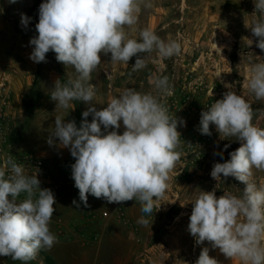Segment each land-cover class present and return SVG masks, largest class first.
I'll return each mask as SVG.
<instances>
[{
    "label": "clouds",
    "instance_id": "clouds-1",
    "mask_svg": "<svg viewBox=\"0 0 264 264\" xmlns=\"http://www.w3.org/2000/svg\"><path fill=\"white\" fill-rule=\"evenodd\" d=\"M16 0H9L15 3ZM259 16L252 21L251 32L258 37L256 47L264 51V0H254ZM151 0H45L39 6L38 36L30 39L34 46L29 56L35 63L47 62L52 51L56 60L74 69L75 79H57L49 91L56 109H73L72 101L89 103L77 127L75 120L65 122L56 116L49 145L58 138L75 158L71 165L79 200L88 205V195L108 203L135 200L141 212L152 216L157 202L163 199L172 179L170 173L180 160L181 134L178 124L183 118L170 114L164 98L173 94L166 75L151 74L153 91L142 93L123 89L102 110L92 102L96 91L92 73L101 64L100 53L111 54V62L128 65L136 57L132 71L147 66L144 54L156 52L160 58L179 56L181 43L165 41L150 29L136 32L142 9H150ZM31 17L21 13V25L28 27ZM250 45L252 40L248 39ZM138 54H143L138 55ZM248 69L245 87L257 100H264V60ZM223 98L201 112L199 131L211 136L210 124L216 126L221 139L235 137L241 146L229 153L230 160L213 164L211 177L219 181L234 177L244 185L240 196L225 192L217 198L215 191H200L193 203L188 231L197 245L211 242L213 249L240 264H264V183L253 180V169L264 170V128L253 123L254 112L247 100L233 86ZM92 115L89 122L87 117ZM122 121L125 130L118 134ZM230 140V139H229ZM229 144L224 145L226 150ZM223 159V151L216 152ZM23 195V199H19ZM54 193L41 188L35 174L9 155L0 166V256L29 264L42 249L50 250L58 241L50 230L55 212ZM73 205L80 207L75 199ZM142 215L137 223L147 227ZM195 264H219L203 247Z\"/></svg>",
    "mask_w": 264,
    "mask_h": 264
},
{
    "label": "rangeland",
    "instance_id": "rangeland-1",
    "mask_svg": "<svg viewBox=\"0 0 264 264\" xmlns=\"http://www.w3.org/2000/svg\"><path fill=\"white\" fill-rule=\"evenodd\" d=\"M43 2L0 0L3 16L11 21L15 33L11 39L0 41V47L17 50L20 74L25 52L34 47L29 41L38 36L35 25ZM151 3L150 9H142L139 14L137 31L130 34L139 39V30L147 28L165 41L177 40L181 43L180 55L163 59L156 52L146 53L147 66L133 72L135 56L125 65L111 62V54L101 52V64L91 80L96 91L92 105L97 110L106 107L125 88L142 93L153 91L148 82L151 74L168 76L173 86V94L164 101L170 114L186 121V126L178 124L177 128L181 134L178 149L181 156L170 173L169 188L157 202L152 216L143 214L138 206L140 217L145 215L149 219L147 227L92 221L91 216L98 215L100 205L91 194L89 207L80 202L79 190L72 179L71 165L75 158L68 148L60 145L58 138H53L52 145L47 143L56 116H62L65 122L75 120L79 127L82 113L90 106L83 101H72L73 109H56V102L50 98L49 91L57 79L67 82L76 78L72 67L58 62L56 54L49 51L47 62H33L29 79L19 76L0 84V166L9 155L27 174H32L29 159L46 163L49 176L41 188L51 189L57 202L50 230L56 237L60 227L68 228L73 234L71 239L57 240L50 250L42 249L29 264H195L203 247L209 248L210 257L219 264H240L226 258L218 248L213 249L211 242L197 245L188 225L192 202L200 191H215L217 198L225 192L242 194L244 185L234 177L222 176L216 181L210 175L213 164L230 160L229 153L240 147V142L235 137L221 139L215 125L210 124L211 136L202 135L199 127L201 112L223 98L229 90L224 86L228 83L250 103L253 123L264 128V100H257L245 87L249 67L264 60V51L256 47L259 38L251 32L252 21L259 13L254 12V0H151ZM21 13L31 17L27 28L21 25ZM248 39L253 41L251 45ZM7 101L11 104H5ZM87 120L91 122V114ZM120 124L119 129L108 130L101 125V131L123 134L125 127L122 121ZM225 144L230 145L226 150ZM220 151L223 159L214 155ZM253 180L258 186L264 183V170L253 169ZM23 198L22 195L19 199ZM74 199L80 203L78 209L72 203ZM0 264L22 262L0 256Z\"/></svg>",
    "mask_w": 264,
    "mask_h": 264
},
{
    "label": "built area",
    "instance_id": "built-area-1",
    "mask_svg": "<svg viewBox=\"0 0 264 264\" xmlns=\"http://www.w3.org/2000/svg\"><path fill=\"white\" fill-rule=\"evenodd\" d=\"M6 78H1L0 84H5ZM7 89H5L6 91ZM8 99V96L5 98V101ZM5 104H11V102H5ZM1 150V149H0ZM29 167L31 168L32 174L37 172V178L41 181V184L49 176V170L46 163L40 159H29ZM97 203L100 205V210L98 211L97 216H91L92 221L100 220L101 222L109 223L114 221L123 226L131 225V222L128 218V211L133 206H140L139 202L135 200L126 201L122 203H108L105 199H98ZM154 211V210H153ZM73 234L66 227H60L57 232V240L71 239Z\"/></svg>",
    "mask_w": 264,
    "mask_h": 264
},
{
    "label": "crops",
    "instance_id": "crops-1",
    "mask_svg": "<svg viewBox=\"0 0 264 264\" xmlns=\"http://www.w3.org/2000/svg\"><path fill=\"white\" fill-rule=\"evenodd\" d=\"M12 23L6 16H3L2 5L0 3V41L11 39L14 36ZM32 50L25 52V62L22 66V72L19 73V59L17 50L6 49V47H0V81L1 78L9 79L10 81L19 76L22 79H29V72L33 71L34 63L29 56ZM109 61V60H108ZM109 63V62H108ZM110 64V63H109ZM27 70V73L26 71ZM2 74H5L4 76ZM128 218L132 224H137V220L140 218V208L133 206L128 211Z\"/></svg>",
    "mask_w": 264,
    "mask_h": 264
},
{
    "label": "bare ground",
    "instance_id": "bare-ground-1",
    "mask_svg": "<svg viewBox=\"0 0 264 264\" xmlns=\"http://www.w3.org/2000/svg\"><path fill=\"white\" fill-rule=\"evenodd\" d=\"M215 47L217 48L218 52H220V50L218 49V45L217 44H215Z\"/></svg>",
    "mask_w": 264,
    "mask_h": 264
},
{
    "label": "trees",
    "instance_id": "trees-1",
    "mask_svg": "<svg viewBox=\"0 0 264 264\" xmlns=\"http://www.w3.org/2000/svg\"><path fill=\"white\" fill-rule=\"evenodd\" d=\"M241 186H243V184H241ZM51 264H53V262H50Z\"/></svg>",
    "mask_w": 264,
    "mask_h": 264
}]
</instances>
